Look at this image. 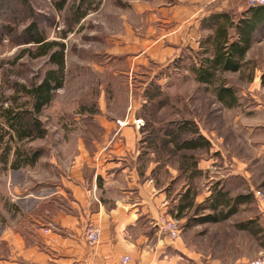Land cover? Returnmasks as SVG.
Returning a JSON list of instances; mask_svg holds the SVG:
<instances>
[{
  "label": "rangeland",
  "instance_id": "obj_1",
  "mask_svg": "<svg viewBox=\"0 0 264 264\" xmlns=\"http://www.w3.org/2000/svg\"><path fill=\"white\" fill-rule=\"evenodd\" d=\"M56 2L0 4V107L16 108L28 100L15 86L38 84L45 72L55 69L47 57H35V45L26 43V28L34 25L47 42L62 44L65 50L63 86L54 90L38 116L45 135L19 144L24 151L41 152L40 159L20 170L8 164L3 168L0 161V235L11 229L24 240L32 237L30 223L44 209L52 211L53 205L45 202L53 201L60 176L72 174L79 145L101 138L105 124H133L143 139L152 134L144 127L150 122L159 134L154 136L161 138L169 123L188 119L211 147L192 153L197 166H206L191 182L197 193L194 205H205L215 187L232 198L249 199L216 223H199L212 213L201 209L195 214V206L174 218L188 174L179 169L178 157L165 156L151 142V160L170 171L159 169L151 175L154 183L175 177L170 183L175 203L160 217L176 223V240L197 264H264V85L261 71H252L264 65V46L254 48L250 66L222 75L236 97L234 107H225L215 99V90L204 89L191 73L199 62L196 54L203 51L176 53L170 11L174 0H66L62 11ZM77 9L84 14L79 22ZM108 132L109 138L120 133ZM8 157L10 161L12 153ZM245 223L253 224L255 234L240 229Z\"/></svg>",
  "mask_w": 264,
  "mask_h": 264
},
{
  "label": "crops",
  "instance_id": "obj_2",
  "mask_svg": "<svg viewBox=\"0 0 264 264\" xmlns=\"http://www.w3.org/2000/svg\"><path fill=\"white\" fill-rule=\"evenodd\" d=\"M170 11L178 54L186 48L209 47L204 42L213 32L214 19L225 17L236 25L253 16L255 9L225 0H174ZM256 19L242 68L253 62L254 48L264 46V10ZM228 31L230 40H236L233 27ZM252 71H261L262 76L264 65H255ZM103 129L101 138L85 139L79 145L83 150L74 159L72 174L60 176L61 183L53 186V201L45 202L53 205L52 211L44 209L30 223L32 237L24 240L11 229L0 235V264H122L123 257L130 259L129 264H197L178 240L171 241L155 226L175 203L170 195L175 177L159 185L151 175L159 169L170 172L168 166L151 160L138 126L112 122ZM112 129L120 133L109 138ZM204 167L201 163L197 169ZM87 223L100 230L95 246L83 238Z\"/></svg>",
  "mask_w": 264,
  "mask_h": 264
},
{
  "label": "trees",
  "instance_id": "obj_3",
  "mask_svg": "<svg viewBox=\"0 0 264 264\" xmlns=\"http://www.w3.org/2000/svg\"><path fill=\"white\" fill-rule=\"evenodd\" d=\"M7 0H0V4H5ZM66 0H57L55 7L58 11L64 9ZM229 2V1H228ZM247 4L243 1H238ZM234 2V3H238ZM255 11L250 18L240 19L239 22L233 25L225 17L216 18L212 22V34L205 39V48L203 46L202 56H199L197 67H191V73L195 76L196 83L203 85L204 89H214L215 99L222 103L225 107H234L236 105V97L234 90L230 87H225V82L222 75L226 72L238 73L242 68L243 58L251 46V34L253 28L257 25L256 16L260 10H264V6L249 7ZM75 21L84 14L76 10ZM235 30L236 40H230L229 29ZM26 43L33 44L36 47L35 57H47L48 62L55 66V69L45 72L38 84H32L30 87L25 85L15 86L16 92L19 91L27 97L28 100L17 105L18 98L13 96L11 101L17 105L16 108L0 107V146L1 157L0 161L2 167L12 170H20L27 165H34L40 159L41 152H28L23 150L19 144L25 140L40 139L45 135V130L42 123L38 120V116L42 108L48 105L53 99L54 90L63 86V71H64V46L55 42H47L42 32L38 31L34 25L26 28ZM197 55V54H196ZM264 85V72L260 78ZM146 129H151V135L144 136L141 140L148 149L150 143H157L158 149L165 153V156L178 157L180 163L179 169L182 173L188 174V181L181 189V196L176 204V212L174 218H180L187 212L188 209L193 208L195 197L197 193L192 191V181L196 178L200 171L197 169V162L192 153L199 152V150L208 151L210 147L209 140L198 132L196 125L188 119L184 121L172 122L161 132V138L154 135L157 134L152 128L150 122L145 123ZM142 127L141 129H143ZM156 133V134H155ZM153 137V138H152ZM6 139V140H5ZM15 146L11 145V142ZM12 153V158L9 161V154ZM163 159V156L161 157ZM159 183V182H158ZM157 184V183H156ZM214 192L207 198L205 205H196L195 214L201 209L209 210L212 214L201 218V222L216 223L227 220L231 215L237 212L239 205L247 202L249 197H235L232 198L227 192L215 187ZM253 224L245 223L240 226V229L253 232ZM255 234V232H253Z\"/></svg>",
  "mask_w": 264,
  "mask_h": 264
},
{
  "label": "built area",
  "instance_id": "obj_4",
  "mask_svg": "<svg viewBox=\"0 0 264 264\" xmlns=\"http://www.w3.org/2000/svg\"><path fill=\"white\" fill-rule=\"evenodd\" d=\"M223 1V0H222ZM229 2L243 1L247 6L253 8L258 6H264V0H225ZM157 231L161 234L166 235L171 241L176 240L179 237V230L176 223L173 220L166 219L164 217H159L155 224ZM100 230L97 226L93 224L86 225L83 232V238L90 246H95L100 239ZM130 259L128 257H123L121 259L122 264H129ZM254 264V263H253ZM262 264V263H257Z\"/></svg>",
  "mask_w": 264,
  "mask_h": 264
}]
</instances>
